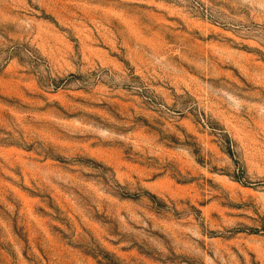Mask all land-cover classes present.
Returning <instances> with one entry per match:
<instances>
[{"label": "rangeland", "instance_id": "1", "mask_svg": "<svg viewBox=\"0 0 264 264\" xmlns=\"http://www.w3.org/2000/svg\"><path fill=\"white\" fill-rule=\"evenodd\" d=\"M0 264H264V0H0Z\"/></svg>", "mask_w": 264, "mask_h": 264}]
</instances>
